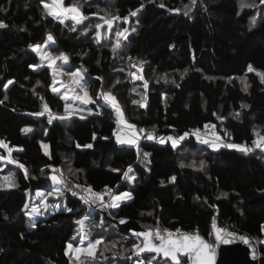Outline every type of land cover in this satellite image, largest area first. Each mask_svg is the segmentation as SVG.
<instances>
[{
    "label": "trees",
    "instance_id": "trees-1",
    "mask_svg": "<svg viewBox=\"0 0 264 264\" xmlns=\"http://www.w3.org/2000/svg\"><path fill=\"white\" fill-rule=\"evenodd\" d=\"M68 1L87 19L77 24L65 17L60 23L41 0H0V139L13 149L15 161L10 171H0L14 182L0 186V264H72L66 246L74 241L76 221L89 211L92 238L101 242L94 258L81 264H135L140 258L171 264L149 254L132 257L142 240L133 231L120 232L122 220L151 229L155 242L158 227L162 234L198 233L213 246L216 222L247 237L256 257L264 256V146L254 143L264 136V81L257 74H264V3ZM121 15H128L126 22L102 25L108 16ZM48 34L51 55L66 58L61 80L66 84L75 70L83 74L91 100L82 113L67 115L66 100L51 90V69L38 66L35 46ZM104 93L115 97L134 126L135 144L117 142L116 112ZM207 125L218 131L217 150L190 132ZM169 136L179 143H160ZM129 168L131 182L124 176ZM53 169L62 191L52 201L61 207L46 210L30 228L27 196L50 184ZM86 189L103 199L114 192L143 193L154 207L133 200L115 208L90 199L88 204L82 199ZM101 210L112 221L102 220Z\"/></svg>",
    "mask_w": 264,
    "mask_h": 264
},
{
    "label": "rangeland",
    "instance_id": "rangeland-1",
    "mask_svg": "<svg viewBox=\"0 0 264 264\" xmlns=\"http://www.w3.org/2000/svg\"><path fill=\"white\" fill-rule=\"evenodd\" d=\"M46 3H48L51 6L52 0H48ZM63 6L64 7H71L73 5H69L68 0H63ZM77 8L79 9V7H77ZM79 11H80V9H79ZM71 16H72L71 13H67V14H61L57 18L62 19V18L66 17V18L72 19ZM109 17H111V16H108L107 18L104 19V24H102V25H107L108 27H110L109 24H107L105 22L106 20L110 19ZM115 23H123V22H115ZM111 26H113V25L111 24ZM101 28H102V26L100 25V27L97 28V31H96L97 32L96 36L98 39H101V36H102V29ZM49 35L50 34L47 35L46 40L44 41L43 44L35 46V50L38 53V56L40 58V62H39L38 66L46 65L51 69V73H52L51 90L54 93L60 94L66 100L67 115L70 113H77V112L82 113L85 111L84 105H86V103H84V100H83L85 92L88 95L89 101L91 100V98H90V96H89V94L85 88L86 87V81L83 78V74L79 70H75L69 76V81L66 84L61 80V78H60V76L62 74L61 69H62V66H64V64H66V60L64 59L65 57L63 55H60V56L51 55V53L49 52V45L53 44V40L48 39ZM73 74H78V75L74 76ZM54 89H55V91H54ZM77 97H79V98H77ZM111 104H112V102H111ZM117 127H118L117 132H119L118 134H120L119 136L122 137L121 138L122 140H127V139L131 138L130 132H132V131L135 132L136 141L139 138V135L135 129H128L125 127L124 124H118V122H117ZM259 137H261V136H258L256 138V141L259 140ZM166 140H169L172 145H173V141H176L175 145H177L179 143L180 138H174L172 136H169V137H163V138L159 139L160 143H164ZM0 141H3V140L0 139ZM219 141H220V139L217 140L216 142H214L215 144L210 143V146L212 147L213 150L218 149V147L220 145ZM198 142L202 143L203 140L199 139ZM229 144H231V143L226 144V146ZM5 145H6V147H0V157H3V159H0V171L2 169L10 171L12 168L10 167L9 164H13V163L9 162V159L12 160L11 155L9 156V150H11V153H12L13 149H11L8 144L5 143ZM42 146H43L44 152L47 153L48 152L47 145L43 144ZM242 147L244 148L245 146H242ZM128 170H127V172H128ZM49 176H50V184L46 188L37 189V190L29 193L27 196L25 208H26L27 217L29 219V222H28L29 227L30 226L33 227L35 222L45 214L44 212H46V210L51 212V211L57 210L58 208L61 207L60 205H58V201H52V199H55V198L58 199V197L60 196L59 194L62 191L61 182L57 183L51 179V177L56 176L58 178V180L60 181L58 172L55 169H53V171L50 173ZM6 177L8 179H5ZM125 179L128 182L132 181L133 175H132L131 171L129 172L128 177H125ZM10 185H12V183H11V178L9 177V174L4 173V172H0V186H4L5 188H11L12 186H10ZM125 192L130 193L129 191L114 192L109 196L108 199H103L101 196H100L101 199H96L95 197H92L91 193H89L87 191V189L84 190L83 195H84V198L88 200V202H87L88 204H89V199H90V200H95V201H101L102 206L108 207L106 205H110L113 202L112 201L113 196L119 195V194L125 193ZM38 193H40V195H38ZM130 195H131V199H125L123 201H118L117 203L120 204V203L128 201V200H133L134 204L138 207H141L144 209H149V208L154 207L153 203L143 193H138L135 196H132V194L130 193ZM85 199H84V201H85ZM88 208L91 209L89 205H88ZM98 208H100V206ZM111 208H113V207H111ZM91 213L92 212L89 211V214H91ZM89 214L80 219L83 221V226L81 227L80 224L77 225L76 230L74 231V234H73V240L74 241L69 242L66 246V253L68 254L69 258L71 259L72 264L87 263L88 260L93 259L95 256L97 245L95 246L94 249H91V250H89L87 247L89 243H95V240H96V239L94 240L92 238V235H93L92 232H93L94 225L92 224V220H91ZM101 216H103L102 220L112 221V219L105 214L104 210H101L100 217ZM125 223L126 222L121 223V221H119L118 224L123 227L125 225ZM74 237H75V239H74ZM81 238H83V243H81ZM70 244L73 246L72 249H69ZM259 244L264 245V226H263V231H262V239H260ZM245 247H246V253L248 254V256L253 257L252 246L251 245H247V246L245 245ZM76 248L81 249V251L80 252L74 251V249H76ZM88 251H91L92 255H88L87 254ZM77 257H78V259H77ZM135 264H145V262L140 258V259L135 261Z\"/></svg>",
    "mask_w": 264,
    "mask_h": 264
},
{
    "label": "snow or ice",
    "instance_id": "snow-or-ice-1",
    "mask_svg": "<svg viewBox=\"0 0 264 264\" xmlns=\"http://www.w3.org/2000/svg\"><path fill=\"white\" fill-rule=\"evenodd\" d=\"M44 9L46 10L47 15H50L53 17V19H56L59 17L61 14H67L71 13L72 16L71 18L78 24L80 23L83 19H87V17H84L79 9L73 5L71 7H64L63 6V0H52L51 6L48 3H44V0H41ZM261 3H264V0H261ZM254 4H246L242 3L241 7H254ZM136 13H131V15H135ZM126 19V18H125ZM255 20V17L253 18V21ZM60 23H64L63 19L59 20ZM109 26H111V21L106 20L105 21ZM0 27H5V25L0 22ZM100 25H97V28H99ZM73 31L75 30V27L72 29ZM123 33H118V36H123ZM49 40H53V37L49 35L48 37ZM66 60V58H64ZM51 66V65H50ZM36 67V66H32ZM254 69L252 66H249L248 71H253ZM258 75L261 76V80L264 81V74L257 73ZM74 76H77L78 74H73ZM9 83H12V81H9ZM55 91V89H54ZM103 97L106 101H111L112 106L115 109L116 116H117V122L118 124H124L126 128L128 129H134L133 125L127 124V122L123 118V113L121 109L119 108L118 103L115 100V97L111 96L110 93H104ZM79 98V97H77ZM84 103H89L88 95L85 92V95L83 97ZM133 103H136L133 101ZM143 107V105H141ZM45 111H49L47 108V105L44 106ZM42 113H38L37 115H41ZM239 114L237 113V116ZM55 118V117H52ZM66 117H60V119H65ZM25 131H30V129H25ZM141 132L144 130L141 129ZM115 135V133H114ZM131 138L127 140H122L119 135H117V142L118 143H129V144H135L136 139H135V132L132 131L130 132ZM148 139H153V134L148 133ZM206 142V141H205ZM176 141H173V146H175ZM256 143L257 147L264 146V136L259 137L258 141H254ZM215 146V145H214ZM230 148H238L241 151H251V149L243 148L242 146L238 145H233L229 144L227 145ZM0 147H6L5 143L3 141H0ZM90 147V145H89ZM11 155V150H9V156ZM147 153H145V158H147ZM0 159H3V157H0ZM10 163H15V161L9 159ZM20 167L23 168V165H19ZM203 166V165H201ZM131 171V168H129L128 172L124 173L125 177H128L129 172ZM5 179H8L7 177ZM51 179L57 183H60L58 178L56 176L51 177ZM174 179V178H173ZM14 185V182H13ZM10 185V186H13ZM58 191V190H57ZM89 193H91L92 197H95L96 199H101V197L92 192L91 189H87ZM40 195V193H38ZM82 199H85L82 197ZM125 199H131L130 193H121L119 195H115L112 197V203L110 205H106L108 207H118L119 204L117 203L118 201H123ZM85 202L87 203L88 200L85 199ZM71 211V209H69ZM143 215V213H142ZM148 215H151V213H148ZM7 218V217H5ZM125 221H121V223H124ZM77 224H80L81 227L83 226V221L78 220L76 221ZM155 238L159 240V244H154L151 242L150 237L153 235L152 231H146L144 233H136L138 236H143L144 237V246L140 247L139 245L136 246V252L137 254L142 251H150V252H155L157 255L162 254L166 260L170 259L172 261V264H182V257H186L189 264H212V259L213 256L215 255V247L209 243H207L198 233H186L182 232L180 229H176V233H172L168 229H163V234L161 233V230L157 227L155 230ZM213 232L215 233V237L217 242L221 243H230L231 241L228 239L229 236H234L232 233H228L224 229H219L216 227L215 222L213 223ZM75 239V237H74ZM245 244H248V238L247 237H240ZM101 241L97 240L95 243H89L88 244V249H94L97 244H99ZM81 243H83V238H81ZM72 245H69V249H72ZM76 252H80L81 249L76 248L74 249ZM67 254V253H66ZM88 255H92L91 251H88ZM256 258V253L255 249H253V259ZM78 259V257H77ZM155 259V257H153ZM149 264H151V261H149Z\"/></svg>",
    "mask_w": 264,
    "mask_h": 264
},
{
    "label": "water",
    "instance_id": "water-1",
    "mask_svg": "<svg viewBox=\"0 0 264 264\" xmlns=\"http://www.w3.org/2000/svg\"><path fill=\"white\" fill-rule=\"evenodd\" d=\"M125 222L126 223L123 227L118 224V230L120 232H128L132 230L135 233H144L146 231H152L151 229H148V228H142L138 223L134 221L127 220ZM215 225L218 228V225L216 224V222H215ZM213 234L215 238V246H214L215 255L213 256L212 264H264V256H259V257H256L255 259H253L252 256L251 257L248 256V254L246 253V247H245V245L247 246V244L243 243V241L239 239L238 237L229 236L228 239L231 241L230 243H221V242H217L215 233L213 232ZM152 237L153 235L150 237L151 242L158 245L160 242L159 241L155 242L152 239ZM138 238L142 240L140 247H143L144 237L138 236ZM206 242L209 243L208 241ZM147 254L154 255L155 258L161 257L163 260H166V258L162 254L157 255L155 252H150L147 250L139 252L138 254L135 250L132 253V257L133 256H143ZM168 261H170V263L172 264V261L170 259H168Z\"/></svg>",
    "mask_w": 264,
    "mask_h": 264
},
{
    "label": "built area",
    "instance_id": "built-area-1",
    "mask_svg": "<svg viewBox=\"0 0 264 264\" xmlns=\"http://www.w3.org/2000/svg\"><path fill=\"white\" fill-rule=\"evenodd\" d=\"M133 11H131V13H133ZM111 23H115V22H126L128 19V15H121V16H111L109 17ZM126 18V19H125ZM52 117L51 114H49V119ZM118 130V127L116 126V132ZM190 132L192 134H194L197 138H199L200 140L203 141H208V142H216L217 140H219L218 138V131L216 130V128L212 125H207L204 128L197 130V129H190ZM119 133V132H117ZM220 142V141H219ZM244 146V145H241Z\"/></svg>",
    "mask_w": 264,
    "mask_h": 264
}]
</instances>
